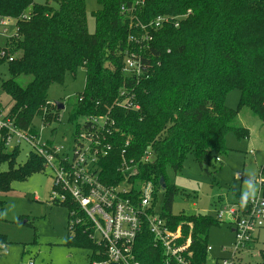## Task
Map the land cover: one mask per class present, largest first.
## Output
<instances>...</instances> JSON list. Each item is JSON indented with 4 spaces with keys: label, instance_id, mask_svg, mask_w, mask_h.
<instances>
[{
    "label": "trees",
    "instance_id": "trees-1",
    "mask_svg": "<svg viewBox=\"0 0 264 264\" xmlns=\"http://www.w3.org/2000/svg\"><path fill=\"white\" fill-rule=\"evenodd\" d=\"M136 1L139 5L133 14L120 12L122 5L131 8ZM96 3L100 9L89 15L94 22L91 33L85 0H47L44 5L33 0H0V17L13 19L18 29L17 37L0 49L5 53L0 56V68L5 70L0 92L12 102L6 115L18 129L35 133L33 120L43 116L49 124L57 109L47 101L49 87L62 84L66 74L75 77L82 67L85 83L69 121L75 128L82 116H108L113 121L109 133H99L103 145L111 146L99 161L101 181L107 185L127 182L132 187L137 182L150 184L154 202L162 190V218L170 230L181 227L184 237L190 235L191 263L205 264L208 232L220 221L199 214L173 215V201L180 190L169 183L167 173H180L189 155L201 168L210 165L218 157L214 154H226L229 133L247 139L248 129L236 124L241 108L246 107L264 124V0ZM158 16L180 18L179 26L167 23L153 30L149 25ZM146 35H152V40L141 42ZM125 54L140 59L142 77L135 79L123 71ZM19 77L31 80L21 86L16 81ZM232 90L240 92L235 110L225 105ZM123 92L132 98L129 108L119 104ZM19 153L18 147L5 151L0 140V163L8 166L0 172V197L11 190L13 182L26 181L44 169L43 160L32 152L25 163L17 165ZM124 162L129 168L126 172L122 171ZM261 175L264 178V166ZM262 192L264 196V179ZM233 196L240 204L241 194L233 192ZM2 206L0 198V212ZM61 206L67 208V227L72 218L81 219L72 232L68 228L64 244L88 250V264L106 263L105 248L90 239L89 223L76 205ZM72 212H76L73 217ZM4 240L0 236V244ZM133 256L138 264L164 263L163 250L155 246L147 229L137 237ZM261 257L264 264V251Z\"/></svg>",
    "mask_w": 264,
    "mask_h": 264
},
{
    "label": "rangeland",
    "instance_id": "rangeland-1",
    "mask_svg": "<svg viewBox=\"0 0 264 264\" xmlns=\"http://www.w3.org/2000/svg\"><path fill=\"white\" fill-rule=\"evenodd\" d=\"M46 2L47 0H33L36 5H44ZM51 6L57 8L55 3H51ZM85 7L88 29L92 33L94 22L89 15L99 10L100 6L96 0H85ZM15 25L8 27L6 34L0 28V49L6 46L8 39L17 37L18 29ZM2 76L5 78L4 68H0V78ZM30 80L31 77H19L16 81L25 86ZM84 83L85 70L81 67L75 77L66 74L62 84L51 85L47 92V101L49 104L61 103L64 109L57 110L53 105L56 111L51 114L49 124H46L43 116L36 117L32 122L33 128L42 137L64 148L61 155H71L73 132L81 131L80 127H74L69 117ZM239 96L238 90L230 91L226 96L225 105L235 110ZM0 104L3 114L6 115L12 102L2 92ZM83 118L84 116L79 117L76 123L80 124ZM98 122L101 124V119ZM236 124L247 126L251 136L249 139H237L233 133L227 134L226 154H214L215 157L218 156L219 162L213 159L210 165L201 168L193 156L189 155L180 173L168 171L169 183L180 190L173 201V215L199 214L215 218L218 209H228L237 203L233 192L242 193L247 176L255 174L257 184L264 179L261 175V168L264 166V124L246 107L239 110ZM4 148L8 152L12 150L6 146ZM29 152L27 145L20 146L17 165L25 163ZM7 169L6 162L0 163V172ZM52 177L53 171L44 168L26 181L13 182L11 190L1 194L3 206L0 212V236L4 237L6 242L0 244V264H26L29 260H33L35 264H88V250L64 244L68 233L67 209L51 202ZM162 201L163 194L160 190L155 202L157 212L161 210ZM218 221L219 225L210 228L208 232V246L211 251L207 252L205 264H222L223 259L231 260L232 264L263 263L261 252L264 251V227L255 231L251 242L232 259L231 250L235 235L229 225L230 219L224 216ZM25 222L27 224H24Z\"/></svg>",
    "mask_w": 264,
    "mask_h": 264
},
{
    "label": "built area",
    "instance_id": "built-area-1",
    "mask_svg": "<svg viewBox=\"0 0 264 264\" xmlns=\"http://www.w3.org/2000/svg\"><path fill=\"white\" fill-rule=\"evenodd\" d=\"M138 4L139 1H136L131 8L122 5L120 12L133 14ZM26 17L27 15H24L22 19ZM179 20L180 18L158 16L149 26L157 30L167 23H172L177 28ZM13 24L15 25L13 19L0 17V28L4 34ZM137 26L143 31L147 27L140 23ZM140 40L150 42L152 35L141 37ZM4 54L1 51L0 56ZM125 55L123 71L135 79L142 77L145 72L140 59ZM8 61H12V58ZM119 97V104L128 108L131 106V97H127L124 92ZM99 119L101 124L98 122ZM82 120L80 124L78 123L81 131L73 132L71 155H61L64 148L55 145L54 141H48L37 131L30 133L18 129L14 119L3 114L1 109L0 140L3 141L4 146L11 149L20 148L22 144L27 145L30 152L43 160L44 168L53 171L51 202L59 205L72 202L76 205L83 218L89 223L90 239L106 250L108 261L104 264H138L134 260L133 249L137 237L144 229L152 235L155 246L163 250V264H192L190 235L184 237L181 227H177L174 231L170 230L166 220L162 218V211H156L153 188L150 184L146 186L138 184L132 187L127 182L107 185L101 181L99 161L108 155L111 146L107 142L103 145L104 138L101 139L99 133L103 130L109 133L113 121L108 116H90ZM216 161L219 162V158ZM122 169L124 172L129 170L125 162ZM262 183L261 179L258 183L261 191L256 199L247 204L246 210L235 203L228 209L224 208L216 212L215 219L220 220L224 216L230 219L229 225L235 235L231 250L232 259L239 250L251 242L253 233L264 227ZM75 213H70V216H75ZM80 221L78 217L72 218L69 222V231L72 232ZM208 251H211L209 246ZM26 264L35 263L29 260ZM222 264H232V262L223 259Z\"/></svg>",
    "mask_w": 264,
    "mask_h": 264
},
{
    "label": "clouds",
    "instance_id": "clouds-1",
    "mask_svg": "<svg viewBox=\"0 0 264 264\" xmlns=\"http://www.w3.org/2000/svg\"><path fill=\"white\" fill-rule=\"evenodd\" d=\"M260 191V186L256 183L255 174L247 176L244 180V187L240 197V206L246 207L250 201L257 198Z\"/></svg>",
    "mask_w": 264,
    "mask_h": 264
},
{
    "label": "water",
    "instance_id": "water-1",
    "mask_svg": "<svg viewBox=\"0 0 264 264\" xmlns=\"http://www.w3.org/2000/svg\"><path fill=\"white\" fill-rule=\"evenodd\" d=\"M54 105L57 107L58 110H63L64 109V106L61 103L57 102ZM161 182H163V179H161Z\"/></svg>",
    "mask_w": 264,
    "mask_h": 264
},
{
    "label": "crops",
    "instance_id": "crops-1",
    "mask_svg": "<svg viewBox=\"0 0 264 264\" xmlns=\"http://www.w3.org/2000/svg\"><path fill=\"white\" fill-rule=\"evenodd\" d=\"M242 127H244V128H247L248 129V127L247 126H243V125H241ZM248 131H249V129H248ZM250 132H249V136H248V138L247 139H249L250 138ZM220 209H218L217 211H219Z\"/></svg>",
    "mask_w": 264,
    "mask_h": 264
}]
</instances>
